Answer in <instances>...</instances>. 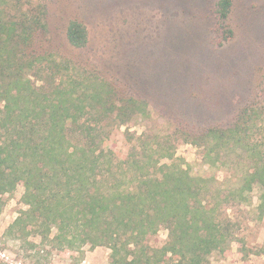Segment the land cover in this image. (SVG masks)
Wrapping results in <instances>:
<instances>
[{
    "label": "trees",
    "instance_id": "trees-1",
    "mask_svg": "<svg viewBox=\"0 0 264 264\" xmlns=\"http://www.w3.org/2000/svg\"><path fill=\"white\" fill-rule=\"evenodd\" d=\"M232 7L233 0L216 5L221 45L233 37ZM47 14L41 0H0V195L22 184L28 204L8 233L38 225L35 231L48 236L56 226L53 240L61 247L110 246V264L167 259L210 264V256L235 237L220 203L248 202L256 188V211L264 219V94L259 87L228 124L190 134L211 165L239 151L234 162V169H242L239 184L221 202L218 189L207 199L208 180L192 176L168 140L143 132L128 138L126 156L114 153L109 123L127 124L144 115L146 103L124 95L107 79L86 75L78 80L52 52L36 51L34 38L47 29ZM66 33L73 47L87 46L82 22L71 20ZM161 227L168 230V240L151 246L148 238Z\"/></svg>",
    "mask_w": 264,
    "mask_h": 264
},
{
    "label": "rangeland",
    "instance_id": "rangeland-1",
    "mask_svg": "<svg viewBox=\"0 0 264 264\" xmlns=\"http://www.w3.org/2000/svg\"><path fill=\"white\" fill-rule=\"evenodd\" d=\"M41 1L48 9L47 29L35 35L36 51L52 52L78 80L86 75L107 79L124 95L146 103L144 115L127 124L109 123L114 153L126 156L131 147L128 138L143 132L168 140L182 166L192 176L208 180L207 199L218 189L221 202L239 184L242 169H234L239 151L225 153L224 163L211 165L190 134L228 124L254 98L258 87L264 94V0H233L229 18L233 37L222 45L216 26L218 0ZM71 20L87 27V46L75 48L68 42ZM24 190L18 184L0 195V264H110V246L61 247L53 240L56 226L48 236L35 231L38 225L8 233L28 209ZM258 194L255 188L248 202L220 203L219 212L232 220L235 237L224 251L210 256V264H264V219L256 211ZM167 240L168 230L161 227L147 243L160 247ZM160 264L177 263L167 259Z\"/></svg>",
    "mask_w": 264,
    "mask_h": 264
}]
</instances>
